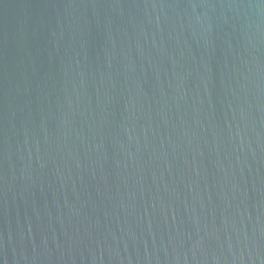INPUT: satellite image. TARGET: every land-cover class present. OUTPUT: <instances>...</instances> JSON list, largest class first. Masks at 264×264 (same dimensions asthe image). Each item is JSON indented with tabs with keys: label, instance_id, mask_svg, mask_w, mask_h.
Returning a JSON list of instances; mask_svg holds the SVG:
<instances>
[{
	"label": "water",
	"instance_id": "1",
	"mask_svg": "<svg viewBox=\"0 0 264 264\" xmlns=\"http://www.w3.org/2000/svg\"><path fill=\"white\" fill-rule=\"evenodd\" d=\"M0 264H264V0H0Z\"/></svg>",
	"mask_w": 264,
	"mask_h": 264
}]
</instances>
